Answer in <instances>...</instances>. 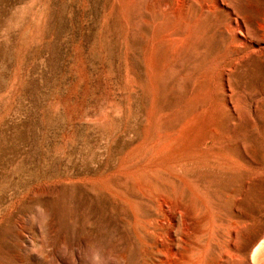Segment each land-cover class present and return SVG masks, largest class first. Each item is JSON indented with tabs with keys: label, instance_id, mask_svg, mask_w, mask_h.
<instances>
[{
	"label": "rangeland",
	"instance_id": "obj_1",
	"mask_svg": "<svg viewBox=\"0 0 264 264\" xmlns=\"http://www.w3.org/2000/svg\"><path fill=\"white\" fill-rule=\"evenodd\" d=\"M221 1L175 47L158 0H0V264H145L147 184L264 241V54L224 72L222 30L264 0Z\"/></svg>",
	"mask_w": 264,
	"mask_h": 264
},
{
	"label": "bare ground",
	"instance_id": "obj_2",
	"mask_svg": "<svg viewBox=\"0 0 264 264\" xmlns=\"http://www.w3.org/2000/svg\"><path fill=\"white\" fill-rule=\"evenodd\" d=\"M161 2L158 0L157 7L163 11V14L165 16L167 13L168 15H173L176 19L175 21H177L176 23L183 24L181 31L179 32L177 30L180 34H177L175 30L170 34L168 29V34H170L168 35V39L170 36L172 39H176L173 41L174 44L171 43L173 46L188 40L187 36L185 38L186 33L191 34L192 30L196 29L197 23L203 17L202 14H205V12L213 13L218 8H227L221 0H177L174 4L168 1ZM192 2L201 4L202 14L199 15V19L196 18L198 17L197 13L196 17H193V10L191 9ZM154 8L156 9V7ZM193 19L196 21L194 22ZM243 19L236 17L235 11H230V19L224 28L222 27L224 33L232 37V40L230 39L231 47L229 48H233L232 50L235 49V54L231 58V61L226 62L224 65V72L226 73L235 69L239 62L247 59L253 53L264 54V30H262L264 24H258L257 28H252ZM158 21L159 24H163L166 20L163 17L162 20ZM183 36L187 40L180 38ZM144 189L148 192L147 200L154 204L156 209L154 208L155 210H153L150 207L146 213L134 211L135 213L132 215L133 223L137 230V238L143 249L145 264H242L245 260H248L249 264H264V241L259 246L253 247L244 256L243 250L240 249L241 247L239 248L237 246L239 243L236 244L240 228V224L238 225L239 222L226 221L223 218L217 221L214 218L213 210L210 208L211 206H208L205 199L202 200V204L207 208L208 215L206 214L207 216L204 217L201 224L202 227H205L203 229L201 226L198 227V221L195 226H193L194 224L192 225V222H195L199 213H194L193 217L188 210L189 207L185 205L187 203H184L180 197L181 195L177 194L176 196L173 194L170 196L156 189L153 184L145 185ZM133 206L136 207L135 205ZM178 231L184 233V238L187 236H189L187 238H190L191 236L189 234L192 231L194 236H199L197 240L200 238L201 241L199 243L197 242L196 248L192 247L188 249L182 247L183 245L180 246L182 243L179 244L181 238L179 239L176 236ZM165 238L169 240V243H167L168 240Z\"/></svg>",
	"mask_w": 264,
	"mask_h": 264
}]
</instances>
